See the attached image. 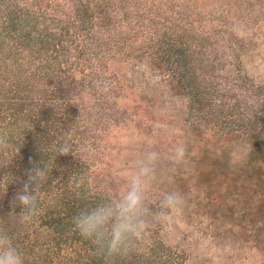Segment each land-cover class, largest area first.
I'll return each mask as SVG.
<instances>
[{"label": "trees", "instance_id": "obj_1", "mask_svg": "<svg viewBox=\"0 0 264 264\" xmlns=\"http://www.w3.org/2000/svg\"><path fill=\"white\" fill-rule=\"evenodd\" d=\"M178 1L0 0V162H7L0 166V229L25 264L180 263L151 228L134 251L106 260L72 223L82 209L119 194L96 173L100 157L115 148L110 137L141 133L137 111L122 115L123 98L133 104L127 110L156 107L163 119V107L180 102V135H200V153L213 160L235 134L225 131L220 146L212 140L222 100L211 88L218 71L225 88H246L238 81L252 71L235 41L248 36L234 14L241 17L251 0H216L209 10L205 0ZM221 7L225 17L214 15ZM252 100L264 109V98ZM249 131L247 163L264 177V124ZM65 139L74 151L59 154ZM34 167L47 169L48 178L24 221L13 198Z\"/></svg>", "mask_w": 264, "mask_h": 264}, {"label": "rangeland", "instance_id": "obj_2", "mask_svg": "<svg viewBox=\"0 0 264 264\" xmlns=\"http://www.w3.org/2000/svg\"><path fill=\"white\" fill-rule=\"evenodd\" d=\"M215 2L205 0L207 10ZM248 3V10L242 12L241 17L239 11L234 14L248 39L243 42L236 39L235 43L240 44V52H247L246 61L254 76L251 72L249 77L242 75L238 83L246 88L236 91L224 87L227 76L218 71L216 84L211 88L222 100L218 110L219 134L212 140L215 142L218 137L220 146L226 136L225 131L235 132L231 134L233 136H228L230 140L227 144L225 141L220 158L213 160L207 153H200V135L190 141L180 135L178 127L182 121L174 119L181 108L180 102L163 107L166 110L164 113L169 116L163 119L160 108H151L147 114L142 113L144 110L137 105L127 110L133 104L123 98L122 115L127 118L137 111V125L141 133L137 136L123 134L119 141L110 137L115 148L102 155L98 162L96 180L106 182L115 193L120 194L127 186L126 180L133 171L135 160L151 148L159 151L161 158L156 167V177L149 182L147 193L153 201V210L156 208L155 201L166 191H179L187 203L172 224H153L150 228L153 234L164 240L166 246L172 247L171 254L179 264H264V177L255 173L247 163L250 140L255 138L254 134L248 133L249 128L264 124V109L252 100L264 98V0ZM224 9L219 8L214 15L225 17ZM217 48L212 47L214 51ZM218 62L223 63V60ZM128 73L130 76V69ZM217 81L222 85H218ZM133 88H138V82ZM222 116H227V119ZM213 120L209 115L205 122ZM157 123L160 127L154 126ZM154 137L157 138L156 143ZM178 144L185 145L187 153L182 163L174 164L170 153ZM173 176L178 178L172 180ZM185 259L189 260L188 263Z\"/></svg>", "mask_w": 264, "mask_h": 264}, {"label": "clouds", "instance_id": "obj_3", "mask_svg": "<svg viewBox=\"0 0 264 264\" xmlns=\"http://www.w3.org/2000/svg\"><path fill=\"white\" fill-rule=\"evenodd\" d=\"M160 127L159 123L154 125ZM69 139L58 149L59 154L73 152ZM183 144L176 145L170 153L171 162L180 164L186 157ZM159 151L151 148L135 160L133 171L127 177L126 188L115 196L106 197L94 207L79 211L72 218L75 230L92 241L97 255L110 259L125 256L135 250L144 233L153 225L168 226L186 207V198L179 191H166L155 201L148 197V184L156 177L160 160ZM7 162H0L3 166ZM47 169L34 167L28 171L27 180L13 198V205L21 206L22 220L27 221L37 208L40 190L47 181ZM0 264H25L22 252L13 238L0 229Z\"/></svg>", "mask_w": 264, "mask_h": 264}]
</instances>
